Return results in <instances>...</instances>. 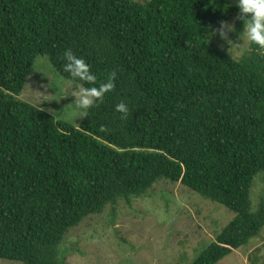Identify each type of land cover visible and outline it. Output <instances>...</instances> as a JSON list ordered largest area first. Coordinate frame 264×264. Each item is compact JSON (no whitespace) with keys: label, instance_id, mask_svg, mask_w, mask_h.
<instances>
[{"label":"trees","instance_id":"16d2710c","mask_svg":"<svg viewBox=\"0 0 264 264\" xmlns=\"http://www.w3.org/2000/svg\"><path fill=\"white\" fill-rule=\"evenodd\" d=\"M232 1L217 0L222 12L208 0H0V258L69 264L59 245L71 228L161 179L235 213L186 264H217L260 235L264 54L202 44L204 27L239 12ZM66 49L97 84L117 74L78 126L17 98L39 55L67 79Z\"/></svg>","mask_w":264,"mask_h":264},{"label":"rangeland","instance_id":"374dc122","mask_svg":"<svg viewBox=\"0 0 264 264\" xmlns=\"http://www.w3.org/2000/svg\"><path fill=\"white\" fill-rule=\"evenodd\" d=\"M237 14L228 20L232 21ZM240 31L242 29L237 27L232 35L235 42L242 44L229 49L238 58L250 49L246 37L244 42L239 39ZM212 41L221 50H228L219 39ZM44 58L47 57L36 58L17 98L51 114L56 111L54 117L65 120L59 111L67 109L66 104L73 97L51 100L54 87H57V97L61 94L58 81L66 78L53 69L48 58L47 65H42ZM81 120L68 122L78 126ZM263 193L264 175L260 173L251 188L253 211L258 209ZM234 216L226 206L204 199L180 182L161 179L145 195L130 201L121 199L114 206L109 204L103 212L92 214L71 228L59 245V257L69 264H186L205 249ZM0 264L22 262L0 258ZM217 264H264V228L246 246L234 250Z\"/></svg>","mask_w":264,"mask_h":264},{"label":"clouds","instance_id":"9594fccd","mask_svg":"<svg viewBox=\"0 0 264 264\" xmlns=\"http://www.w3.org/2000/svg\"><path fill=\"white\" fill-rule=\"evenodd\" d=\"M208 2L209 5L220 8L217 0H208ZM228 6L225 4L220 10L226 12ZM235 6L239 12L232 21L221 20L218 26L208 25L201 30L205 33L202 44L219 39L228 46V52L233 46L239 47L242 43L235 42L232 35L237 32L236 22L239 21L242 24V31L238 34L239 39L244 42L246 37L250 44L256 45L257 50L264 54V0H235ZM231 55L232 53H230V57ZM63 59L62 73L67 74V79L58 81L61 93L58 97L56 95L57 87L51 85L55 89V93L52 94L54 98L51 100L60 101L62 98L73 97L72 101L66 104L69 107L67 109L64 107L59 111V115L66 121L77 122L78 119L88 117L89 110L114 90L117 74L113 71L105 81L97 84V76L84 58L77 56L71 49H66L63 52ZM40 63L46 66L47 58H44ZM40 72L45 74L43 70ZM115 111L121 114V119H126L130 109L122 101L115 105ZM55 115L57 112L52 111V117Z\"/></svg>","mask_w":264,"mask_h":264}]
</instances>
